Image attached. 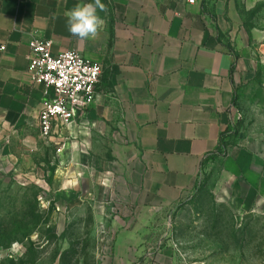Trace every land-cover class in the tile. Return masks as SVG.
<instances>
[{"label": "crops", "instance_id": "crops-1", "mask_svg": "<svg viewBox=\"0 0 264 264\" xmlns=\"http://www.w3.org/2000/svg\"><path fill=\"white\" fill-rule=\"evenodd\" d=\"M85 2L0 0V177L33 168L55 225L90 217L95 264H199L173 214L208 182L235 215H264V0H102L83 41L64 13ZM34 36L102 65L95 101L56 128L61 152L40 131L54 94L31 80Z\"/></svg>", "mask_w": 264, "mask_h": 264}, {"label": "rangeland", "instance_id": "rangeland-1", "mask_svg": "<svg viewBox=\"0 0 264 264\" xmlns=\"http://www.w3.org/2000/svg\"><path fill=\"white\" fill-rule=\"evenodd\" d=\"M34 172L0 177V264H95L90 217L55 225L53 192L42 198L48 182ZM173 231L187 259L199 264H264V215H235L216 199L211 182L175 211Z\"/></svg>", "mask_w": 264, "mask_h": 264}, {"label": "built area", "instance_id": "built-area-1", "mask_svg": "<svg viewBox=\"0 0 264 264\" xmlns=\"http://www.w3.org/2000/svg\"><path fill=\"white\" fill-rule=\"evenodd\" d=\"M195 4L197 0H187ZM29 74L31 80L52 92L54 97L45 100L39 115V126L44 139L59 145L56 128L68 126L75 118L76 110H86L96 99L97 85L102 65L91 61L75 50L55 53L53 41L34 36L29 43ZM42 198L49 190L45 189Z\"/></svg>", "mask_w": 264, "mask_h": 264}, {"label": "clouds", "instance_id": "clouds-1", "mask_svg": "<svg viewBox=\"0 0 264 264\" xmlns=\"http://www.w3.org/2000/svg\"><path fill=\"white\" fill-rule=\"evenodd\" d=\"M108 7L102 0L77 3L64 13L69 33L79 40H95L104 29L106 20L100 13H107ZM100 96L97 97L99 102Z\"/></svg>", "mask_w": 264, "mask_h": 264}]
</instances>
